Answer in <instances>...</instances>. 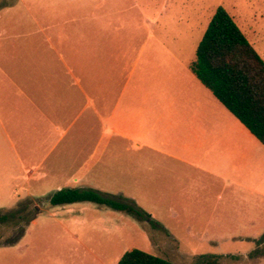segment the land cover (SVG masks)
<instances>
[{
    "label": "crops",
    "instance_id": "crops-1",
    "mask_svg": "<svg viewBox=\"0 0 264 264\" xmlns=\"http://www.w3.org/2000/svg\"><path fill=\"white\" fill-rule=\"evenodd\" d=\"M106 2L88 1L100 11L77 19L34 23L43 52L30 53L16 75L0 74V193L5 180L11 186L21 172L34 176L65 141L55 171L65 156L89 166L85 174L108 173L121 196L134 183L155 189L159 204L185 222L193 255L248 258L264 235V144L198 79L192 62L181 68L163 35L154 37L163 11L152 16L130 0L113 15L101 12ZM166 75L179 81L169 84ZM72 173L57 189L88 187L86 175Z\"/></svg>",
    "mask_w": 264,
    "mask_h": 264
},
{
    "label": "rangeland",
    "instance_id": "rangeland-1",
    "mask_svg": "<svg viewBox=\"0 0 264 264\" xmlns=\"http://www.w3.org/2000/svg\"><path fill=\"white\" fill-rule=\"evenodd\" d=\"M82 1L85 5L79 6ZM88 1L91 3L93 0H81V3L79 0H0V74L10 77L16 75L17 70L27 68L30 53L40 52V49L43 52L44 36L37 32L34 23L46 25L53 21H70L77 19L78 15L100 11L99 7H87ZM106 1L101 12L113 15L111 10H120L130 2ZM138 1L152 16L163 11L160 24L153 35H163L166 49L180 56L181 68L195 59L197 47L218 6L227 9L264 58V0ZM118 15L126 13L118 12ZM33 31L35 33L31 35ZM9 79L6 78V83H10ZM166 79L169 84L171 81H179L178 76L166 75ZM12 85L11 81L9 86ZM6 94L11 92L6 90ZM65 144V141L61 142L56 151L43 158L42 168H35L34 176L29 177L28 173L21 172L11 186L5 180L6 186L3 193H0V201L3 203L0 210L14 208L17 202L28 198L26 196H32L30 198L34 199V204L38 203L35 199L43 200L42 208L46 202L48 206L41 209L37 218H34L37 219L36 222L30 223L17 241L15 239L20 235L19 229L11 222L0 224V264H117L123 254L133 248L178 264H206L203 255L215 256L209 253L193 255L190 248L196 242L194 238L185 235V222L174 220L169 211L171 206L159 204L156 190L141 189L140 183L124 187L121 191H124L122 197L151 215L146 220L139 221L131 215L108 207L100 208L91 202L73 203L66 209L51 207L50 195L59 190L58 185L72 175V172L79 173L81 177L86 175L90 182L87 188L119 196V185L110 182L108 173L99 170L85 174L89 166L84 169L73 159L68 162L69 159L64 156L62 172L55 171L51 162ZM65 187L64 185L63 188ZM67 211L75 212L63 215ZM51 213L59 214L61 223L54 221ZM63 224L68 230L63 228ZM257 243L261 245L260 248L253 250L248 258L245 253H238L224 259L220 257L217 264H264V242L259 238ZM247 246L245 244L241 248L246 249ZM257 257H262L259 258L260 262H257Z\"/></svg>",
    "mask_w": 264,
    "mask_h": 264
},
{
    "label": "trees",
    "instance_id": "trees-1",
    "mask_svg": "<svg viewBox=\"0 0 264 264\" xmlns=\"http://www.w3.org/2000/svg\"><path fill=\"white\" fill-rule=\"evenodd\" d=\"M190 68L198 79L264 144V59L232 15L218 6L197 47ZM28 197L10 210H0V224L13 223L20 231L41 212L43 200ZM92 202L146 220L151 215L132 201L93 188L65 187L49 197L53 206ZM14 240V241H15ZM264 242V235L260 238ZM15 243V242H14ZM206 264L219 256L203 255ZM117 264H178L138 248L126 251Z\"/></svg>",
    "mask_w": 264,
    "mask_h": 264
}]
</instances>
